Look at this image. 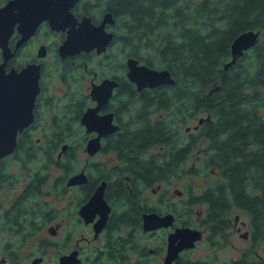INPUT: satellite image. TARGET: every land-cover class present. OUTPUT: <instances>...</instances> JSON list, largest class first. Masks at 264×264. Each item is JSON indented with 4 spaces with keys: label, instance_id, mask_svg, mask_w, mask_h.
Returning <instances> with one entry per match:
<instances>
[{
    "label": "flooded vegetation",
    "instance_id": "obj_1",
    "mask_svg": "<svg viewBox=\"0 0 264 264\" xmlns=\"http://www.w3.org/2000/svg\"><path fill=\"white\" fill-rule=\"evenodd\" d=\"M8 1L0 0V8ZM97 5L96 0H79L72 11L78 20L86 15L91 17L94 24H98L108 10L103 9L97 19L84 13L91 11L94 14ZM112 26H107V30L112 31ZM19 29V23H16L7 42L12 54L6 61L0 47V65L4 64L2 75L6 76L11 71L20 72L27 66L37 67L39 92L33 108V122L18 133L15 150L0 160V264H167L169 238L177 229L197 230L201 238L193 246L179 249L174 257L180 238L171 241L173 258L169 264H264V257L258 250L259 243L264 242V239L255 235L250 217L245 211L231 209L224 213L220 223L213 225L206 217L208 204L192 201L198 195L189 190L168 187L170 179L181 169L191 152L166 180L160 176L162 170L158 169L164 160L162 156H157L154 164L157 180L148 184L146 161L159 154L163 147L154 146L138 152L140 141L131 137V133L147 122H150L154 132L155 123L169 116V113L162 110L152 109L141 119L137 118L135 112L142 102L140 94H149L156 100L159 97L158 88L163 86L138 91L136 85L126 77L125 61L130 56L125 57L120 75L111 73L109 76H99L91 62L95 61L96 66L101 65L100 59L105 60L111 44L99 55L95 51L80 52L63 59L59 56L58 48L65 39V32L53 31L49 22L44 20L31 36L20 42L22 34ZM80 70L85 72L83 76L92 75L86 94L77 91L86 102L81 105L78 117L75 113L68 116L80 128L82 140L78 145L84 146V150L88 140L97 136L94 132L87 133L86 127L80 122L83 113L96 105L89 94L91 84H99L104 78L118 82V87L99 112L112 113V122L118 129L100 139L101 147L95 154L90 155L85 150L89 157L100 153L108 154V159L106 157L97 163L86 161L78 166L76 143L73 145L70 142H60L53 153L27 152L33 146L40 150L48 149V143L54 142L51 138L54 119L60 115V121H66L67 112H75V99L70 89L74 83L73 72ZM51 72L59 74L58 78H53ZM118 76L134 86V96H130L133 92L119 94ZM48 80L59 83L63 92L60 95L49 94ZM2 85L15 92L14 81L2 82ZM65 98L67 102L61 105V100ZM45 109L51 113L47 118L44 116ZM121 111L128 115L126 122L122 120ZM177 126L172 123L169 130L176 135L178 143L179 138L186 142L196 132L189 124L179 131ZM187 127L191 128L186 130ZM63 134L68 137L66 128ZM21 142L24 143L23 152H19ZM63 145H67V148L61 152ZM68 147H71L70 154L66 153ZM156 147L158 151L152 152L151 149ZM121 148L125 153H121ZM206 168L212 177L208 184L217 182V171ZM80 173L84 174L86 181L68 186V179ZM102 183L103 199L108 212L104 226L98 229L97 224L103 214L95 211L92 220L87 221L80 210ZM73 190L77 196L69 202L68 192ZM231 211L239 213L230 218L228 214ZM243 213L248 218L243 219ZM167 215L170 216L169 224L157 226L156 219ZM236 236L240 241L238 245L233 241ZM200 244L209 250L203 258L194 256ZM228 247L236 255L229 259L220 257L219 253Z\"/></svg>",
    "mask_w": 264,
    "mask_h": 264
},
{
    "label": "trees",
    "instance_id": "obj_2",
    "mask_svg": "<svg viewBox=\"0 0 264 264\" xmlns=\"http://www.w3.org/2000/svg\"><path fill=\"white\" fill-rule=\"evenodd\" d=\"M96 1L95 9L103 4L115 19V36L104 58L114 57L112 50L118 45V54L123 52L124 58L116 56V70H123L125 57L131 56L148 67L168 69L175 80L174 85L158 88L156 100L149 94H140L142 102L135 110L141 119L152 109L169 113L155 123L154 132L147 122L131 133L140 141L138 152L163 147L146 161L148 184L157 180V156L164 160L158 169L166 180L188 153L206 143L204 167L214 168L219 179L192 201L208 204L206 217L213 225L231 209L245 211L255 235L264 239V0ZM84 13L98 18L91 11ZM246 30L259 31L258 42L224 69L231 59L232 41ZM82 74L83 70L73 72V85ZM118 80L119 94L135 95L132 84L123 77L118 76ZM84 102L76 96V117ZM201 113L209 115V120L186 142L179 138L178 143L169 126L178 125L179 131ZM54 121V142L48 143V149L33 146L27 152L53 153L60 142L72 143L63 134L68 122L60 121V115ZM63 122L65 125H60ZM66 130L70 132V127ZM23 146L21 142L19 152H23ZM70 152L68 147L66 153ZM121 153H125L122 148Z\"/></svg>",
    "mask_w": 264,
    "mask_h": 264
},
{
    "label": "water",
    "instance_id": "obj_3",
    "mask_svg": "<svg viewBox=\"0 0 264 264\" xmlns=\"http://www.w3.org/2000/svg\"><path fill=\"white\" fill-rule=\"evenodd\" d=\"M79 0H9L0 8V47L2 48L5 61L11 56L7 42L13 33L14 25L19 23V31L22 34L20 42L31 36L39 23L44 20L49 22L53 31L66 33L65 39L58 48L59 56L66 58L80 52L95 51L98 55L105 52L114 39V32L108 31L107 26L115 24V19L110 11L103 14L101 21L94 24L89 16H83L80 20L75 16L72 9ZM21 25V26H20ZM259 40V31L246 30L237 35L230 45L231 59L224 64V69L232 66L249 49L253 48ZM127 68L126 77L136 85L138 91L144 88L174 85L175 80L168 69H155L144 64L134 57H128L125 61ZM27 66L20 72L11 71L8 75H2L4 64L0 65V160L11 154L17 145V135L27 128L34 119L33 108L35 98L39 92L37 67ZM34 74V75H33ZM33 76V77H32ZM14 81V93L12 89L2 85V82ZM5 87V88H4ZM118 87V82L112 78H104L99 84L92 83L90 97L96 103L88 108L80 118L87 133H96L97 136L90 138L86 144V152L95 154L101 147L100 139L115 130L118 126L113 124V114L99 112L107 104L113 90ZM210 94V92H209ZM210 116L199 117L193 126L197 130ZM191 127H187L189 130ZM67 145L61 147L64 152ZM86 181L83 173L74 175L68 179L67 185L81 184ZM104 183H102L92 198L81 208V215L88 221L92 220L95 211L103 216L97 224L100 229L105 224L108 207L103 199ZM98 206V207H97ZM95 208V209H94ZM90 217V218H89ZM169 215L156 219V225L167 226ZM158 220V221H157ZM97 229V230H98ZM180 238L179 246L175 254L182 247H191L194 242L201 238L197 230L177 229L169 238L168 257L165 263L172 260L171 241ZM181 243V244H180Z\"/></svg>",
    "mask_w": 264,
    "mask_h": 264
},
{
    "label": "rangeland",
    "instance_id": "obj_4",
    "mask_svg": "<svg viewBox=\"0 0 264 264\" xmlns=\"http://www.w3.org/2000/svg\"><path fill=\"white\" fill-rule=\"evenodd\" d=\"M91 1V0H89ZM104 9V5L101 4V7H98L97 12L94 13V15L96 17L100 16V12ZM77 12V11H75ZM118 49L119 46H115L114 49L112 50V55H114V57L109 58V59H105L103 60L102 58L100 59L101 62H99V66L95 65V61L91 62L92 66L96 67V70L94 71H98L99 72V76H109L111 73H115L117 75H120L121 72L120 70H116L115 68V64L118 65V60L116 59L117 57L120 58H124L123 57V52L122 54H118ZM111 57V56H108ZM115 60H117L115 62ZM125 60V59H124ZM115 68V70H114ZM50 75L57 79L59 74H56L54 72H51ZM121 77V76H120ZM92 78V75L86 77V76H81V80L79 82H76L73 87H71L70 89V93L73 97V99L76 98V96H80L75 90H78L79 92L85 93L89 90V85H90V79ZM48 85H50V93L52 95H60L63 92V87L57 83V82H53L51 80V82L48 80ZM49 88V86H48ZM69 100V97H68ZM67 102V98L61 100V105H63L64 103ZM72 106V105H71ZM62 111V108L61 110ZM72 113H74L73 111L71 112H67L66 115V121L68 122V125H65L66 127H70V134L69 132L66 130V134L68 135V138H70V141L72 142V144L74 145V143H76V149H75V153L77 155L76 158V164L80 163V166L82 165V163L89 161V162H94L97 163L101 160H105L106 157L108 159V154H98L94 157H89L85 150H84V146H79L78 143L81 142L82 138H80V135L82 136V133L80 131V128L78 126V124L75 122V120L71 117H69L68 115H71ZM51 113L47 111V109L44 110V116L45 118L48 117V115H50ZM121 115H122V120L123 122H126L128 115L124 114L123 111H121ZM206 114L205 113H201L197 118L199 117H205ZM197 119L191 120L188 124L193 126L194 124H196ZM183 133V131H182ZM72 137V138H71ZM72 139V140H71ZM78 141V142H77ZM206 147V143H201V145L196 146L190 153L188 159L186 160V162L183 164V166L181 167L180 170H178V172L170 179V183L164 184L165 186H168L170 188H178L182 191H186L189 190L191 191V193L195 194V195H199L200 193H202L203 189L206 187V185L212 180V177H210L209 173L210 171L208 170V168L204 167V160L206 159V155L203 153V149ZM152 152H156L158 151V148L156 147L155 149H151ZM77 196V192L76 191H69L68 192V196H67V201H72L74 199H76ZM204 207V206H202ZM235 213H239L238 211H231V213L228 214V217L233 218ZM241 217L243 219L248 218L246 214H241ZM233 241L236 245H238L237 243H239V239L238 237H234ZM259 254L261 256L264 257V242H260L259 243ZM209 252V250L207 249V247L203 244H200L199 247L197 248V250L195 251L194 256L197 258H203L205 256H207V253ZM236 255V252L228 247L227 250H224L222 252L219 253V256L225 259H229L231 257H234Z\"/></svg>",
    "mask_w": 264,
    "mask_h": 264
}]
</instances>
